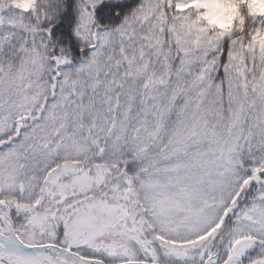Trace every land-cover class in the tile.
Returning <instances> with one entry per match:
<instances>
[{"label":"snow or ice","instance_id":"snow-or-ice-1","mask_svg":"<svg viewBox=\"0 0 264 264\" xmlns=\"http://www.w3.org/2000/svg\"><path fill=\"white\" fill-rule=\"evenodd\" d=\"M0 264H264V0H0Z\"/></svg>","mask_w":264,"mask_h":264}]
</instances>
